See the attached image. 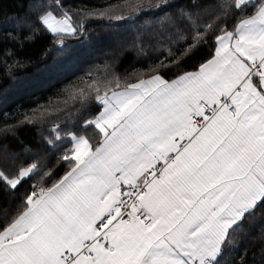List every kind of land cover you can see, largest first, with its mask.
Instances as JSON below:
<instances>
[{
	"label": "snow or ice",
	"instance_id": "snow-or-ice-1",
	"mask_svg": "<svg viewBox=\"0 0 264 264\" xmlns=\"http://www.w3.org/2000/svg\"><path fill=\"white\" fill-rule=\"evenodd\" d=\"M248 5L256 11L235 35L220 30L214 59L197 73L155 75L111 100L97 97L106 107L86 125L103 142L93 149L68 134L64 159L70 152L75 166L38 194L33 185L0 229V264H218L232 230L264 204V0L222 8L227 15ZM64 17L48 11L39 19L53 32L75 31ZM161 23L181 39L190 24L203 38L189 11ZM36 168L0 171V183L15 189Z\"/></svg>",
	"mask_w": 264,
	"mask_h": 264
},
{
	"label": "trees",
	"instance_id": "trees-1",
	"mask_svg": "<svg viewBox=\"0 0 264 264\" xmlns=\"http://www.w3.org/2000/svg\"><path fill=\"white\" fill-rule=\"evenodd\" d=\"M158 2L0 0V171L12 176L37 165L15 189L0 183V229L24 209L33 185L38 194L71 170V153L64 159L73 147L69 133L85 136L93 147L101 142L103 133L86 125L102 108L97 97L150 76L173 80L197 69L214 54L220 30H233L256 10L230 7L224 15L222 5L233 0H168L166 7H147ZM48 11L67 12L77 31H49L39 19ZM181 11L193 14L203 38L196 39L190 24L182 25L181 39L161 23ZM230 239L218 264H264V204Z\"/></svg>",
	"mask_w": 264,
	"mask_h": 264
},
{
	"label": "crops",
	"instance_id": "crops-1",
	"mask_svg": "<svg viewBox=\"0 0 264 264\" xmlns=\"http://www.w3.org/2000/svg\"><path fill=\"white\" fill-rule=\"evenodd\" d=\"M254 0H252V2H253ZM259 3H260V0H259ZM256 11V10H255ZM254 11V12H255ZM253 12V13H254ZM252 14V13H251ZM251 14H249V15H251ZM237 26V25H236ZM235 29H236V27L233 29V30H228L229 32H233L234 33V35H235ZM233 43H234V41H232ZM219 46V43H218V41L216 40V48ZM216 48H215V51H216ZM215 51H214V54L209 58V59H207L206 61H204L203 63H201L200 64V66L201 65H203V64H206L208 61H210V60H212V59H214V57H215ZM200 66L197 68V69H195V70H191V71H187V72H184V73H182V74H180L179 76H183L185 73H197L198 71H199V69H200ZM155 76V75H154ZM153 78V76H150V77H148V78H146V79H142V80H144V81H147V80H150V79H152ZM163 78V77H162ZM177 78V77H176ZM176 78H174L173 80H175ZM164 79V78H163ZM165 80V79H164ZM173 80H165V81H173ZM141 80H139V81H137V82H135V83H132V84H136V83H139ZM127 90H129L128 89V86H125V87H121V88H114V89H111V90H109L108 92H106L105 94H104V96L103 97H107L109 100H111V98H112V96H113V93L115 92V93H120V92H124V91H127ZM102 102V108H101V110H100V112L98 113V115L96 116V118L104 111V109H105V107H106V105H105V103L103 102V101H101ZM95 118V119H96ZM111 130L109 129V132H110ZM85 137V136H84ZM103 140H104V133H103V137H102V139H101V142L99 143V144H101L102 142H103ZM183 143L182 144H185V143H187V140H185V141H182ZM90 143V142H89ZM180 143H181V141H180ZM98 144V145H99ZM91 145V144H90ZM97 145V146H98ZM93 147V146H92ZM96 147V146H95ZM95 147H93V149L95 148ZM169 156L170 157H173L174 158V156H175V153H169ZM76 164V163H75ZM75 164L73 165V167L75 166ZM72 167V168H73ZM159 167L160 168H163L164 167V162H163V160H161V161H159ZM71 168V169H72ZM71 171V170H70ZM69 171V172H70ZM68 172V173H69ZM67 174V173H66ZM65 174V175H66ZM40 191V190H39ZM39 193V192H38Z\"/></svg>",
	"mask_w": 264,
	"mask_h": 264
},
{
	"label": "rangeland",
	"instance_id": "rangeland-1",
	"mask_svg": "<svg viewBox=\"0 0 264 264\" xmlns=\"http://www.w3.org/2000/svg\"><path fill=\"white\" fill-rule=\"evenodd\" d=\"M52 14H53V16L55 17L56 20H63V19H65L64 15L59 16L58 14H56V13H54V12H52ZM67 18L69 19V22L74 26L75 31H71V32H54V33L74 34V32L77 31V27H76L75 24L72 22V20H71V18H70L69 15H68ZM45 26H46V25H45ZM46 28H47V26H46ZM47 29H48V28H47ZM48 30L51 31V29H48ZM51 32H53V31H51ZM154 41H156V40H154Z\"/></svg>",
	"mask_w": 264,
	"mask_h": 264
},
{
	"label": "built area",
	"instance_id": "built-area-1",
	"mask_svg": "<svg viewBox=\"0 0 264 264\" xmlns=\"http://www.w3.org/2000/svg\"><path fill=\"white\" fill-rule=\"evenodd\" d=\"M181 143H183V142L181 141ZM149 178H150V175H149Z\"/></svg>",
	"mask_w": 264,
	"mask_h": 264
}]
</instances>
